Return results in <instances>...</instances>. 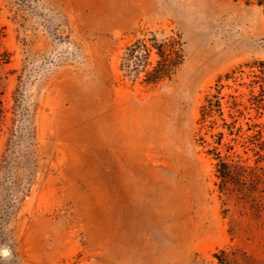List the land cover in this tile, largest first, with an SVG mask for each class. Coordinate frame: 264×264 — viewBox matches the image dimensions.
I'll list each match as a JSON object with an SVG mask.
<instances>
[{"label": "rangeland", "instance_id": "obj_1", "mask_svg": "<svg viewBox=\"0 0 264 264\" xmlns=\"http://www.w3.org/2000/svg\"><path fill=\"white\" fill-rule=\"evenodd\" d=\"M0 32V264H264L258 0H0ZM174 41L171 80L125 66Z\"/></svg>", "mask_w": 264, "mask_h": 264}, {"label": "trees", "instance_id": "obj_2", "mask_svg": "<svg viewBox=\"0 0 264 264\" xmlns=\"http://www.w3.org/2000/svg\"><path fill=\"white\" fill-rule=\"evenodd\" d=\"M258 5L262 8L264 13V0H258ZM157 51L159 60L152 69H148L150 66L149 57L151 49L146 42H139L137 45H135L130 50V54L125 63L126 67H135L137 71L140 67H143L144 70L140 73L145 74L144 83L147 85L155 86L164 82L165 80H171L176 74L177 70H179L183 64L182 51L178 42L174 41L160 45L157 47ZM256 67L264 76V62L257 63ZM217 112L220 114L223 113L221 103L218 97L215 96L213 99H209L202 108L203 124H205L207 120ZM218 144L221 145V142ZM216 150L217 148L212 151H214V154L216 153V157L220 160V173L223 178H227L228 173H230L228 163L225 162L221 154L217 153Z\"/></svg>", "mask_w": 264, "mask_h": 264}, {"label": "bare ground", "instance_id": "obj_3", "mask_svg": "<svg viewBox=\"0 0 264 264\" xmlns=\"http://www.w3.org/2000/svg\"><path fill=\"white\" fill-rule=\"evenodd\" d=\"M4 254H5V255H7V254H8V252H7V251H5V252H4Z\"/></svg>", "mask_w": 264, "mask_h": 264}]
</instances>
